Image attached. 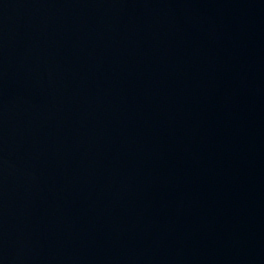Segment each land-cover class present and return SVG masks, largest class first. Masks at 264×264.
<instances>
[{
  "label": "water",
  "instance_id": "water-1",
  "mask_svg": "<svg viewBox=\"0 0 264 264\" xmlns=\"http://www.w3.org/2000/svg\"><path fill=\"white\" fill-rule=\"evenodd\" d=\"M0 264H264V0H0Z\"/></svg>",
  "mask_w": 264,
  "mask_h": 264
}]
</instances>
